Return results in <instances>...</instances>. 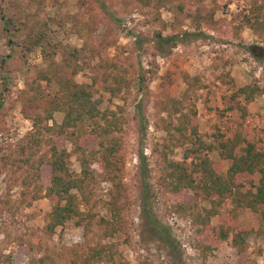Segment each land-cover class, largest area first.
<instances>
[{
	"label": "rangeland",
	"instance_id": "374dc122",
	"mask_svg": "<svg viewBox=\"0 0 264 264\" xmlns=\"http://www.w3.org/2000/svg\"><path fill=\"white\" fill-rule=\"evenodd\" d=\"M254 1L0 0V13L12 21L10 33H4L0 20V264H264V234L256 232L260 206L234 208L227 196L208 219L212 230L203 229L205 209H214L210 201L188 187L175 194L161 184L166 160L191 165L190 158L184 159L190 146L184 137L176 132L172 142L162 140L168 138L166 107L170 99L182 97L186 74L199 77L196 125L206 144L240 132L264 150L263 102L256 98L244 117L238 109H224V100L237 88L253 81L264 86V57L256 59L249 51L251 45H264L244 24L247 15L253 18ZM156 32L180 35L183 42L163 56L155 48ZM67 63L79 66L73 79L89 85L91 99H101L99 110L121 116V128L111 136L120 168L114 183L98 165L99 156H92L97 141L87 140L76 153L73 137L45 128L38 139H30L37 134L24 111H39L27 101L35 92L28 89L31 80L45 72L50 84L41 78L33 85L52 97ZM52 113L48 125H59L64 112ZM51 142L66 150L74 171L80 172L79 158L85 155L95 172L83 199L72 190L78 210L91 218L83 225L69 218L47 232L53 202L46 195L50 168L41 160ZM205 152L221 163L225 175L231 161L221 159L215 148ZM141 167L149 187L148 211L168 229L173 249L142 211ZM259 176L256 172L237 196L255 191ZM238 227L251 229L242 250L232 240ZM99 250L104 259L90 257Z\"/></svg>",
	"mask_w": 264,
	"mask_h": 264
},
{
	"label": "trees",
	"instance_id": "16d2710c",
	"mask_svg": "<svg viewBox=\"0 0 264 264\" xmlns=\"http://www.w3.org/2000/svg\"><path fill=\"white\" fill-rule=\"evenodd\" d=\"M251 16L253 18L250 15L245 17L244 24L252 30L260 43L264 44V0L254 1ZM0 20L2 23L1 30L4 33H10V26H12L10 18L0 13ZM184 34L187 35L188 33ZM178 42H183L180 35L155 33V48L163 56L168 55ZM12 43L14 42L9 37L7 46H11ZM257 47L256 45H251L249 51L256 59H263L264 48L258 47L263 51L260 55L255 50ZM3 59L0 58V63L3 62ZM78 70L79 66L77 64H66L65 73L58 79L56 78L58 87L52 97L44 95L39 85H33L34 83L39 84L38 80L41 78H45L47 83L50 84V77L45 75V72L39 73L37 77L31 80V85L28 89L29 91L34 89L35 92L27 97V101L30 104L29 107H35L39 111L35 113L24 111V116L32 120L35 135L37 134V137H31L30 139H38V135L40 136L43 128H45L50 133L52 132L53 135H64L65 138L73 137L71 138L72 149L76 153L81 150L82 144L87 140L97 141V148L94 151L91 150L92 156H95V154L99 156L98 165L107 174V180L114 183L118 178L116 171L120 168L117 163L118 147L111 136L115 131L120 130L122 124L121 116L115 111L108 109L101 111L97 108L101 99H91L92 91L88 87L89 85L74 81L73 77ZM51 77L54 78L53 76ZM185 80L186 88L182 97L180 99H170L169 106L166 107L168 123L163 128L168 138L165 137L162 140L172 142L176 132L184 137V141L187 140L186 143L190 144L189 148L185 149L184 159L190 158L191 165L185 166L180 162L166 160L161 184L175 194L182 192L184 188L188 187L194 190L195 194L210 201L214 209H205L207 218L205 220L200 219L203 229L212 230L208 219L215 213V206L227 196L231 197L230 200L233 202L234 208L242 205L247 207L260 206V223L256 232L264 234V150H260L255 141L245 138L240 132L234 133L230 138L221 136L216 139L214 146L206 144L199 136L196 125L195 92L198 88L199 77H190V75L186 74ZM263 92L264 86L258 84L257 81L245 84L229 95L227 101L224 100V109H238L241 117H244L247 112L246 107L240 105L238 97L242 96L244 103L247 104ZM3 94L4 92L2 91L0 93V107L4 99ZM54 110H62L64 112L62 122L59 125L55 122L48 125L47 122L52 118ZM138 113H140V135L143 136L145 132L142 126V120L144 119L141 108ZM69 129H75L76 133H69ZM188 129L189 135L186 134ZM49 146V150L42 155L41 163L43 162L42 164L50 168V174L46 177L48 183L46 195L53 202V205L45 228L47 232H52L56 226L62 225L69 218L76 217L80 225L84 224L85 218H91V215L83 214L78 210L77 195L73 194L72 190H77L83 199L85 190L93 179L92 175L95 171L89 168L90 161L83 155L79 158L81 168L80 172L77 173L69 166L66 150L59 149L54 142L49 143ZM212 148L218 151L221 159H229L231 161L225 175L220 172L221 163L212 162L205 152V150ZM144 159L141 154L140 165L144 164ZM256 172L260 176L257 185H255V191L248 190L243 195V198H239L237 196L239 189L244 183L252 182V176ZM140 184V199L146 220L153 228L159 231L160 239L169 248L173 249L174 240L171 239L168 229L158 225L148 211L150 205L149 187L142 167ZM102 222L106 227H111L110 220L102 219ZM250 231V228L238 227L237 233L234 234L232 240L235 245L238 244L240 246V250L243 249L241 244ZM225 234L222 233L221 235L225 236ZM96 255L100 259H104L106 256L103 251L99 250L91 252L90 257Z\"/></svg>",
	"mask_w": 264,
	"mask_h": 264
},
{
	"label": "crops",
	"instance_id": "0c3cea01",
	"mask_svg": "<svg viewBox=\"0 0 264 264\" xmlns=\"http://www.w3.org/2000/svg\"><path fill=\"white\" fill-rule=\"evenodd\" d=\"M250 32L253 34V32H252V30L250 29ZM254 35V34H253ZM264 45V44H263ZM256 98H259L262 102H263V104H264V92L262 93V94H260V95H257L252 101H250L249 103H247V105L244 103V100H243V98H242V96H239L238 97V100H240L241 102V104H245L247 107H246V111L248 112V108H249V106H251L250 104H252V103H254V101L256 100ZM258 173V172H257Z\"/></svg>",
	"mask_w": 264,
	"mask_h": 264
}]
</instances>
